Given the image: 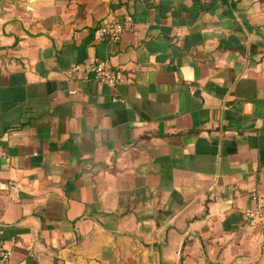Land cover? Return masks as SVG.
I'll return each mask as SVG.
<instances>
[{
	"label": "crops",
	"instance_id": "0c3cea01",
	"mask_svg": "<svg viewBox=\"0 0 264 264\" xmlns=\"http://www.w3.org/2000/svg\"><path fill=\"white\" fill-rule=\"evenodd\" d=\"M0 151L11 264H264V0H0Z\"/></svg>",
	"mask_w": 264,
	"mask_h": 264
},
{
	"label": "built area",
	"instance_id": "2783aa9c",
	"mask_svg": "<svg viewBox=\"0 0 264 264\" xmlns=\"http://www.w3.org/2000/svg\"><path fill=\"white\" fill-rule=\"evenodd\" d=\"M131 19L122 21L105 22L99 25L96 33L100 38L118 41L121 35L128 30ZM71 80H76L81 75L91 76L95 82L114 87L118 84V77L108 68L105 62L90 61L85 65H75L68 73ZM8 158L7 153L0 151V161ZM254 207L245 212V219L249 225L264 223V202L254 197ZM2 232L0 231V235ZM12 251L0 246V264H11Z\"/></svg>",
	"mask_w": 264,
	"mask_h": 264
}]
</instances>
